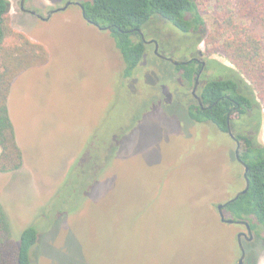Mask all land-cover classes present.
<instances>
[{
	"label": "rangeland",
	"instance_id": "1",
	"mask_svg": "<svg viewBox=\"0 0 264 264\" xmlns=\"http://www.w3.org/2000/svg\"><path fill=\"white\" fill-rule=\"evenodd\" d=\"M8 1L14 33L48 54L45 65L14 80L9 96L24 155L21 170L0 174L13 238L29 227L40 231L36 264H237V235L247 230L222 222L217 209L245 187L237 144L215 127L180 117L190 91L179 88L173 66L151 57L149 46L134 77L122 81L111 32L87 22L79 6L43 21L23 12L22 0ZM69 1L81 2L29 0L26 9L47 18ZM228 1L239 22L240 0ZM217 12L212 3L205 19ZM150 30L161 55L189 59L171 37L175 30L157 22ZM150 30L144 34L151 39ZM198 47L202 60L235 70L214 44ZM212 68L202 81L225 76ZM180 98L177 111L171 104ZM246 121L245 128L254 117ZM259 140L264 144V111ZM254 237L245 264H264V247Z\"/></svg>",
	"mask_w": 264,
	"mask_h": 264
},
{
	"label": "trees",
	"instance_id": "2",
	"mask_svg": "<svg viewBox=\"0 0 264 264\" xmlns=\"http://www.w3.org/2000/svg\"><path fill=\"white\" fill-rule=\"evenodd\" d=\"M80 3L87 22L111 32L123 59L122 81L133 78L149 54L140 31L147 32L156 22L163 29L169 28L178 34L193 37L196 46L202 42L214 44L217 52L234 64L235 70L210 60L212 67L217 66L224 71V78L211 80L203 86L201 97L205 109L186 102L181 108L180 117L185 121L191 118L197 123L227 132V116L238 108L232 125L235 123L237 126L234 135L240 144V159L248 166L246 178L249 189L237 200L229 202L224 213L228 219L236 222H248L264 247V144L259 140L264 111V0H240L237 11L239 22L228 0H81ZM212 3H215L218 12L215 19L209 21L205 19V14ZM9 12L10 2L0 0L2 175L18 172L24 165V155L9 111L12 84L26 71L48 62L44 46L30 41L23 34L14 33ZM149 35L152 38L156 34L150 30ZM10 37H15L16 42L9 45L7 40ZM174 69L176 73L184 71L181 77L187 81V86L188 82H193L197 72L194 63L182 64ZM120 84L125 85L123 82ZM240 86L241 92L238 91ZM172 105H177L175 108L178 111V104L175 102ZM251 116L254 123L248 124L246 128L249 130H246V118ZM39 232L35 227L26 228L16 241L0 202V264H36L41 243Z\"/></svg>",
	"mask_w": 264,
	"mask_h": 264
},
{
	"label": "flooded vegetation",
	"instance_id": "3",
	"mask_svg": "<svg viewBox=\"0 0 264 264\" xmlns=\"http://www.w3.org/2000/svg\"><path fill=\"white\" fill-rule=\"evenodd\" d=\"M27 1H29V0H25V1H21V3H20V5H21V10L23 11V12H25V13H28V14H31V15H34V16H37V17H39L38 16V14H36V12H34V11H32V10H29V9H26V4H27ZM23 6H24V8H23ZM58 9V8H57ZM57 9H54V10H57ZM53 10V11H54ZM52 12V11H51ZM50 12V13H51ZM35 13V14H34ZM56 13V12H55ZM54 14V13H53ZM52 14V15H53ZM40 18V17H39ZM41 19V18H40ZM41 20H43V19H41ZM43 21H47V20H43ZM100 29V28H99ZM171 33H169V35H170ZM141 36H142V39H143V36L145 37V40H143L145 43H146V45L149 47V46H152V48H153V54H152V56L151 57H155V58H158V59H160V60H163V61H167V62H169L170 63V65H172L173 66V69L175 68V67H178L179 65H182V64H191V63H194V66H195V68H197V72H196V74H195V76H194V80H193V82L192 83H189L188 82V86H187V81H185V79H183L182 77H181V75H183V73H184V71L183 70H181V71H179L178 73H176L175 71L173 72V75H174V77H176L177 78V85H179V88L180 89H182V90H184L183 91V93L184 92H188V91H190V93H188L187 94V96H188V101H187V103L189 102H191V103H193V104H197L198 106H200V107H202V109H205V106H204V102L202 101V97H201V94H202V88H203V86L205 85V84H208L210 81L209 80H203L202 81V76H203V74H205V73H208V71L209 70H213V72H214V68H210V62L209 61H204V60H202V58H203V52L199 49V47L197 48V46H196V43H195V39L193 38V37H189V36H187V35H183V34H181V33H177V32H175V34H171V37L172 38H174L177 42H178V44L180 45V47H186V51H188V54H189V59L188 60H186L185 62H179V64H174L173 62H171L169 59H167V58H162V56L163 55H161L160 54V41L157 39V38H155V37H152L150 40H147V38H146V36H145V34L142 32V34H141ZM152 41H156V43L155 42H152ZM156 51H158V54L156 53ZM148 55H146V57H147ZM145 57V58H146ZM164 57V56H163ZM212 72V73H213ZM221 79H223L224 78V76H222V77H220ZM218 80V79H217ZM237 82H238V80H236ZM239 83V82H238ZM241 83V82H240ZM239 83V85H241ZM181 85V86H180ZM190 85V86H189ZM187 86V87H186ZM182 87V88H181ZM238 91L239 92H241L242 91V87L240 86V88H238ZM189 96H190V98H189ZM185 97V95L183 96V98ZM183 98H180V100H178V102H176L177 104H178V106H181V104H182V99ZM190 103V104H191ZM234 103H236V102H234ZM237 104V103H236ZM238 105V104H237ZM233 110V109H232ZM234 110H236V111H231V113H229L228 114V116H227V120H228V129H227V132H223V131H221V129H219L218 128V130L220 131V132H223V133H226V134H228L234 141H235V143L237 144V150H236V159H237V156H239V150H240V144H239V142H238V140L236 139V137H235V135H234V133H233V131H232V121H233V119L234 118H236V115H238V108L236 107V108H234ZM235 114V115H234ZM190 117V116H189ZM234 117V118H233ZM190 121V123H193V124H201V123H197V122H195V121H193L191 118L189 119ZM205 125H207V124H205ZM230 133H232V135L230 134ZM239 146V147H238ZM240 157V156H239ZM238 161V160H237ZM239 162V161H238ZM240 163V162H239ZM245 226V225H244ZM245 228H246V226H245ZM246 230H247V228H246ZM245 233H243V232H240V233H238V235H237V238L239 239V243H240V241L242 242V245L244 246V248L246 247V244L247 243H251V242H253L254 241V239H255V237H254V231L252 230V234H249V232H248V230H247V234L246 235H244ZM240 247V246H239ZM241 257H242V253H241ZM240 257V258H241ZM245 259H246V257H245ZM244 259V262H243V264H245V260ZM240 260V259H239ZM239 262V261H238ZM238 264V263H237Z\"/></svg>",
	"mask_w": 264,
	"mask_h": 264
},
{
	"label": "water",
	"instance_id": "4",
	"mask_svg": "<svg viewBox=\"0 0 264 264\" xmlns=\"http://www.w3.org/2000/svg\"><path fill=\"white\" fill-rule=\"evenodd\" d=\"M23 1H25V0H23ZM73 4L79 6V7L82 9V11H84V8H83V6H82L81 3H79V2H71V1H69V2H67V4H66L64 7H62V8H58L57 10L52 11V12L48 15L47 18H42V17H40V16H39V17H40L41 19H43V20H48V18H49L53 13H55V12H60V11H64V10H66L69 6H71V5H73ZM23 8H24V6H23ZM34 14H35V13H34ZM101 30H103V29H101ZM140 34H142V31H140ZM143 40H145V37H144V36H143ZM152 42H155V43H156V41H152ZM156 53L158 54V51H156ZM162 58L165 59L166 57H163V56H162ZM170 61L173 62V63L176 64V65L179 64L178 61H175V60H170ZM230 134L232 135V133H230ZM238 147H239V146H238ZM237 160L240 162V164H241V165L244 167V169H245V175H244V177H245V179H246V186H245L244 189H242L241 191H239V192L234 196V198L229 199V200H228L226 203H224V204H219V205L217 206V209H218V212H219V215H220V217H221V221H222V222L227 223V224H241V225H245L246 228H247V230H248V232H249V234H252V229H251V226H250V224H249L248 222H246V221H238V222H236V221L233 220V219H227V218H226V215H225V213H224V208L227 207V204H228L229 202H233V201L237 200L240 196L246 194L247 191H248V189H249V181H248V179L246 178V173L248 172V166L246 165V163H244V162L240 159L239 156H237ZM244 235H246V233H245ZM238 242H239V239H238ZM239 246H240V251H241V253H242V257L240 258L238 264H243L244 259H245V257H246V252H245V248H244V246L242 245V242H241V241H240V243H239Z\"/></svg>",
	"mask_w": 264,
	"mask_h": 264
}]
</instances>
